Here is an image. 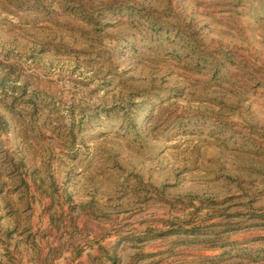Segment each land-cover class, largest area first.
Masks as SVG:
<instances>
[{
	"label": "rangeland",
	"instance_id": "obj_1",
	"mask_svg": "<svg viewBox=\"0 0 264 264\" xmlns=\"http://www.w3.org/2000/svg\"><path fill=\"white\" fill-rule=\"evenodd\" d=\"M0 264H264V0H0Z\"/></svg>",
	"mask_w": 264,
	"mask_h": 264
}]
</instances>
